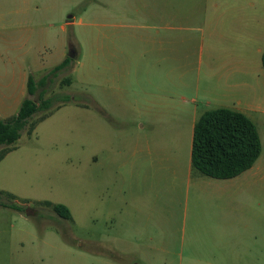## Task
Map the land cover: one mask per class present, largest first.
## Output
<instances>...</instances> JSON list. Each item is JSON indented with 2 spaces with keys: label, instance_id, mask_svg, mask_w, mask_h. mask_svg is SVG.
<instances>
[{
  "label": "rangeland",
  "instance_id": "374dc122",
  "mask_svg": "<svg viewBox=\"0 0 264 264\" xmlns=\"http://www.w3.org/2000/svg\"><path fill=\"white\" fill-rule=\"evenodd\" d=\"M230 3L241 4L249 26L264 20V0H0V120L16 114L17 103L29 96V75L36 82L48 75L45 85H38L30 97L36 101L40 95L54 99L50 109L30 119L0 161V264L211 263L208 244L199 246L195 257L188 256L189 246L182 245L181 237L186 232H182L181 224H151L146 230L143 225L137 234L132 232L127 213L123 212L126 208L121 185L113 179V171L121 168V162L139 155L134 148L138 132L155 131L165 124H175V120L163 117L151 124L103 110L97 103V52L102 57L103 48H126L127 38L121 33L146 15L178 18L175 24L183 25V29L167 32L168 39L173 35L182 39L178 43L181 49L174 51V44L169 43L165 52L131 53V57L133 64H149L145 66L150 69L148 76L142 73L138 78L157 85L150 88L152 94L174 97L179 102L196 79L207 91L218 76L214 71L226 62L223 43L219 44L221 54L212 55L208 47L213 44L209 34L226 32L234 21L236 12ZM135 44H139L137 40ZM66 56L72 59L70 64L53 72ZM247 56L248 80L253 81L255 68L262 69V63L255 52ZM115 61L118 63V58ZM180 76L183 90L179 87ZM135 91L133 95L146 96L139 89ZM65 96L70 100L65 101ZM214 105L199 103L200 113ZM43 115L46 117L30 133V124ZM261 136L264 145L263 132ZM157 140L161 146L153 145L148 158L154 159L158 151L162 158L169 159V134H160ZM122 170L126 173L127 166ZM258 171L264 172V166ZM246 188H252L251 182ZM12 202L25 209L10 207ZM56 203L67 206L71 218L60 216L54 209ZM211 231L216 237L223 233L219 228ZM140 233L144 234L139 244H128ZM150 235L157 240L147 241ZM170 238L176 241H162ZM125 253H167L170 258L131 261L121 257ZM85 254L103 257L85 261Z\"/></svg>",
  "mask_w": 264,
  "mask_h": 264
},
{
  "label": "crops",
  "instance_id": "0c3cea01",
  "mask_svg": "<svg viewBox=\"0 0 264 264\" xmlns=\"http://www.w3.org/2000/svg\"><path fill=\"white\" fill-rule=\"evenodd\" d=\"M229 5H234V21L229 24L226 32L216 30L209 34V40H213V44L208 47V52L212 55L221 54L219 44L223 43L227 60L214 71L218 76L209 83L210 88L207 91L201 88L200 80L196 79L191 86H187L188 94L181 95L178 102L174 97L152 94L150 88L157 85L150 80L144 82L138 78L142 73L148 76L150 69L146 67L149 64L146 67L133 64L131 53H162L169 48V43L174 44L171 47L174 51L182 47H178L182 39L175 35L168 39L167 32L183 29V25L175 24L178 18L155 14L144 16L141 21L132 25L133 28L121 33V36L127 38L126 48L117 45L103 48L102 57L97 52V80L100 87L97 103L114 116H134V120H145L151 124H157L160 121L157 118L175 120V124H165L157 127L155 131L138 132L134 148L140 152L139 155L121 162L118 164L121 168L113 171V179L121 185L123 205L126 208L123 212L127 213L132 232L137 234L143 225L146 230L151 224L156 227L181 224L182 232H186V236L181 237L182 245L189 246L188 256L195 257L197 248L208 244L210 264H264V172L258 171L264 166V160L261 159L264 152L261 136V132L264 133V69L263 64V72L257 66L254 71L256 80L249 81L247 56L249 52H255L262 63L264 20L249 26L248 20L242 14L241 4ZM136 40L138 45L135 44ZM181 78L182 76L179 87L183 90L185 84ZM137 89L146 96L141 98L140 95H133ZM23 100L17 103L18 108ZM199 103L205 106L216 104L214 108L228 107L241 111L256 124L262 152L250 169L232 178L219 179L204 175L193 168L194 126L202 115ZM143 125L146 126L144 122ZM151 132L154 133L153 137L149 136ZM160 134H169L172 140L171 145L168 144L172 149L171 156L169 159L162 158L156 151L157 156L154 159L148 158L153 145L158 144V148L161 146V142L157 140L160 139ZM148 161L152 164H148ZM114 162L118 160L112 164ZM124 166H127L126 173L122 170ZM255 166L257 168L254 172ZM248 182H251L252 188H246ZM214 228L222 229V236H213L211 230ZM136 234V240L128 244H139L143 240L144 233H140V236ZM148 240L152 242L157 238L150 235ZM162 241L168 244L176 239ZM82 257L85 261H93L91 258L103 255L85 254ZM121 257H127L126 260L131 261L152 262L169 260L170 255L125 253Z\"/></svg>",
  "mask_w": 264,
  "mask_h": 264
},
{
  "label": "trees",
  "instance_id": "16d2710c",
  "mask_svg": "<svg viewBox=\"0 0 264 264\" xmlns=\"http://www.w3.org/2000/svg\"><path fill=\"white\" fill-rule=\"evenodd\" d=\"M71 60L70 57H66L52 71L67 67ZM262 64L264 69V52ZM47 79L48 75H45L36 82L34 77L29 75L27 81L29 96L24 98L15 115L0 120V161L12 149L10 145L21 137L30 119L38 112L51 108L53 97L43 98L40 95L39 101L30 97L35 94L38 85H45ZM64 98L65 101L70 100L68 96ZM45 117L46 115H43L37 122L31 123L29 132L31 133L37 123ZM261 152L262 142L257 126L241 111L228 107L208 109L195 123L192 166L204 175L219 179L235 177L250 169ZM8 205L19 211L25 209L14 202ZM54 209L63 218H71V212L64 204L56 203Z\"/></svg>",
  "mask_w": 264,
  "mask_h": 264
},
{
  "label": "water",
  "instance_id": "95a60500",
  "mask_svg": "<svg viewBox=\"0 0 264 264\" xmlns=\"http://www.w3.org/2000/svg\"><path fill=\"white\" fill-rule=\"evenodd\" d=\"M70 56H73V53H70Z\"/></svg>",
  "mask_w": 264,
  "mask_h": 264
},
{
  "label": "bare ground",
  "instance_id": "6f19581e",
  "mask_svg": "<svg viewBox=\"0 0 264 264\" xmlns=\"http://www.w3.org/2000/svg\"><path fill=\"white\" fill-rule=\"evenodd\" d=\"M193 144V143H192Z\"/></svg>",
  "mask_w": 264,
  "mask_h": 264
}]
</instances>
